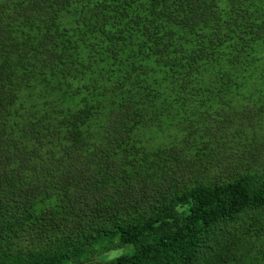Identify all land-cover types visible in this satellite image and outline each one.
I'll list each match as a JSON object with an SVG mask.
<instances>
[{"label":"trees","instance_id":"obj_1","mask_svg":"<svg viewBox=\"0 0 264 264\" xmlns=\"http://www.w3.org/2000/svg\"><path fill=\"white\" fill-rule=\"evenodd\" d=\"M261 155L264 0H0V264H264Z\"/></svg>","mask_w":264,"mask_h":264},{"label":"rangeland","instance_id":"obj_2","mask_svg":"<svg viewBox=\"0 0 264 264\" xmlns=\"http://www.w3.org/2000/svg\"><path fill=\"white\" fill-rule=\"evenodd\" d=\"M263 158V155L258 156L259 163L263 161ZM261 235L264 236V233ZM110 245V249L108 251H102L97 259L104 261L111 260L121 253H130L134 249L132 244L120 245L117 243V240H113Z\"/></svg>","mask_w":264,"mask_h":264}]
</instances>
